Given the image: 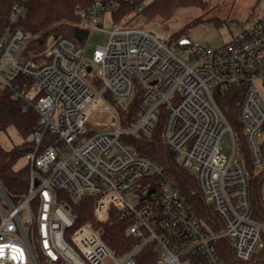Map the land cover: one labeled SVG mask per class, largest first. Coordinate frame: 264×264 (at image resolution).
<instances>
[{"label": "built area", "instance_id": "obj_1", "mask_svg": "<svg viewBox=\"0 0 264 264\" xmlns=\"http://www.w3.org/2000/svg\"><path fill=\"white\" fill-rule=\"evenodd\" d=\"M114 8L94 0L78 13L87 33L83 44L58 36L43 52L31 54L25 52L29 36L13 26L21 8L12 7L11 26L0 38V85L12 91L13 100L23 99V110L32 108L38 120L24 156L26 196L13 204L0 186V264H135L134 255L148 244L153 264H225L217 249L221 238L228 239L236 260L249 261L262 247L264 175L262 211L254 218L248 171L217 100L235 96L249 157L264 173V15L211 49L193 44L186 32L114 22L109 15ZM105 15L110 31L101 27ZM93 32L106 33L107 40L96 46L89 63L86 45ZM18 76L32 80L30 88L13 87ZM137 91L138 113L121 127L110 102L125 106ZM160 122L163 144L195 177L220 221L219 231L198 218L156 162L124 141L151 136ZM225 134L231 138L230 156L221 145ZM85 195L93 198V220L67 238L74 219L64 200ZM111 213L130 214L128 233L139 240L121 257L95 226L109 222Z\"/></svg>", "mask_w": 264, "mask_h": 264}, {"label": "trees", "instance_id": "obj_2", "mask_svg": "<svg viewBox=\"0 0 264 264\" xmlns=\"http://www.w3.org/2000/svg\"><path fill=\"white\" fill-rule=\"evenodd\" d=\"M94 0H0V38L5 30L10 27V14L13 6H19L21 13L17 16L13 26L25 31L29 36L25 52L37 54L43 52L52 38L62 36L67 37L78 44H83L87 33L79 27L78 13L81 10L90 8ZM114 4L115 8L109 13L114 22H126L129 16L144 15L147 20H168L174 11L180 7H194L200 10L207 8L206 0H150L142 5L145 0H106ZM142 5L141 11L137 8ZM209 22L214 25L222 24L217 18L204 20L202 16L193 19L188 25L176 32L182 35L186 28H191L198 23ZM126 24V23H125ZM32 85V80L18 76L12 82V86L18 91L28 89ZM12 91L6 87H0V133H4L9 128L16 130L22 139V143L13 146L10 150H5L0 145V186L4 189L13 204L20 203L27 194L28 168L24 164L21 168H16V164L24 159L26 153L31 150L32 142L29 138L37 128L38 115L32 109L23 110L25 101L23 99L13 100ZM104 99L109 101L105 94ZM140 92H135L133 98L125 105L119 106L114 102L120 118V126L128 127L136 117L139 110ZM218 107L222 111L227 123L231 127L236 148L242 158L243 165L248 171V183L250 199L253 209V217L261 213L259 198V185L262 179V171L258 170L249 157L244 141L242 127L237 119L236 98L231 93L222 95L217 100ZM124 141L139 154L156 162L166 177L171 179L176 185L181 196L191 204L199 219L217 232L221 229L220 221L212 209L205 203L202 192L197 186L195 177L184 170L179 164L176 156L163 144L161 140V122L149 137L130 136ZM264 152V145H262ZM58 194H63L58 191ZM62 201V200H60ZM69 209L70 215L74 219L69 233L78 226L91 222L93 198L85 195L77 202L70 199L64 200ZM132 223L131 215L124 213L118 215L111 213L110 220L104 224H96L100 228L102 238L111 252L118 257L130 252L139 242L137 238L128 233ZM262 247L253 257L242 262L236 260L228 239L221 238L218 242V254L225 264H264V232L260 235ZM153 245L144 246L133 257L135 264H153Z\"/></svg>", "mask_w": 264, "mask_h": 264}, {"label": "rangeland", "instance_id": "obj_3", "mask_svg": "<svg viewBox=\"0 0 264 264\" xmlns=\"http://www.w3.org/2000/svg\"><path fill=\"white\" fill-rule=\"evenodd\" d=\"M150 0H145L142 5L147 4ZM207 8L200 10L194 7H180L176 9L173 15L168 20H147L144 15H133L126 19L127 27H144L149 26L157 31H164L168 34H173L180 31L193 19L202 16L204 20L217 18L222 21V24L214 25L209 22H201L197 25L186 28V37L193 44L204 45L211 49H218L228 43L231 38L241 34L248 26V21L264 15V0H206ZM101 27L105 31L112 29V23L108 15L104 16V21ZM107 40L106 33L93 32L88 39L86 45L85 60L90 63L93 50L98 45H102ZM95 73L98 72V67L93 68ZM1 87V85H0ZM264 91V88H262ZM0 140L6 148L17 144L20 141L19 136L14 129H9L6 133L0 135ZM22 143V142H21ZM20 143V144H21ZM222 148L225 156H230L232 152L231 138L229 134H225L222 138ZM237 154L240 153L237 149ZM25 160L21 159L17 162L16 168L24 166Z\"/></svg>", "mask_w": 264, "mask_h": 264}, {"label": "crops", "instance_id": "obj_4", "mask_svg": "<svg viewBox=\"0 0 264 264\" xmlns=\"http://www.w3.org/2000/svg\"><path fill=\"white\" fill-rule=\"evenodd\" d=\"M9 129H13V128H9ZM9 129H7V130H9ZM14 131L16 132V130L14 129ZM4 133H6V132H4ZM17 133V132H16ZM3 133H0V135H2ZM17 135H18V133H17ZM19 136V135H18ZM19 138H20V141H19V143H17V144H13L12 146H10V147H8V148H6L5 146H4V144H2V140H0V145L2 146V148L3 149H5V150H10L13 146H15V145H18V144H20L21 142H22V139H21V137L19 136Z\"/></svg>", "mask_w": 264, "mask_h": 264}, {"label": "water", "instance_id": "obj_5", "mask_svg": "<svg viewBox=\"0 0 264 264\" xmlns=\"http://www.w3.org/2000/svg\"><path fill=\"white\" fill-rule=\"evenodd\" d=\"M87 71L90 72V71H91V67H88V68H87Z\"/></svg>", "mask_w": 264, "mask_h": 264}]
</instances>
